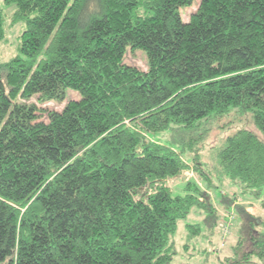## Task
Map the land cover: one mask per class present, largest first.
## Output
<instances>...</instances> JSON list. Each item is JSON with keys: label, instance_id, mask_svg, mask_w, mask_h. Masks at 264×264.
Segmentation results:
<instances>
[{"label": "trees", "instance_id": "trees-1", "mask_svg": "<svg viewBox=\"0 0 264 264\" xmlns=\"http://www.w3.org/2000/svg\"><path fill=\"white\" fill-rule=\"evenodd\" d=\"M4 2L24 29L0 59V264H168L178 220L198 211L191 236L216 227L211 188L264 206V0H198L187 19L194 0ZM230 109L254 129L227 134L207 169V123ZM189 162L201 185L174 192L166 180ZM235 207L220 263L264 264V217Z\"/></svg>", "mask_w": 264, "mask_h": 264}, {"label": "rangeland", "instance_id": "rangeland-1", "mask_svg": "<svg viewBox=\"0 0 264 264\" xmlns=\"http://www.w3.org/2000/svg\"><path fill=\"white\" fill-rule=\"evenodd\" d=\"M198 0H194L192 5L181 8L183 19H187L188 15L196 8ZM14 5H7L4 0H0V10L4 13V37L0 40V59L5 60L13 56L17 52L19 44V35L24 29L23 22H10V15L13 12ZM122 61L128 64L136 65L141 69L146 68V56L141 49H126ZM78 95L74 90L68 89L66 92V100L69 98H76ZM33 99V98H32ZM65 100V101H66ZM65 101H48L39 104L40 107L46 109H61ZM46 118L45 115L42 117ZM209 132L206 140L203 142L204 149L201 150L202 160L205 162V168L212 166L214 169V151L223 143L227 134L234 132L238 127L253 128L251 118L248 114L242 116L234 109L223 116H218L211 119L208 123ZM155 139L163 140L168 138V134L153 135ZM213 151V153L211 152ZM184 159L189 161V154L183 155ZM215 170V169H214ZM188 179H193L199 185V177L193 170L192 163L189 162V167H185L178 175L170 177L166 180L174 192H179L184 182ZM230 182L222 183L217 188H211L209 196L211 202L214 203L218 213V222L216 227L207 228L203 224V229L198 235H190L186 228L187 223L202 222V216L198 211L191 210L185 219L178 220L176 231L171 235L174 244V251L170 262L168 264H221L219 260L224 255L231 253V245L236 241L239 232L240 217L236 211V205H244L245 209L253 215L264 217V206L258 200H253L249 196L238 193L235 186L229 184ZM203 185V184H202ZM236 196H234V194ZM226 195L234 197V202L225 205L222 200H226ZM235 203V204H233ZM238 231V232H237ZM187 244V246H185ZM242 264H255L253 262Z\"/></svg>", "mask_w": 264, "mask_h": 264}]
</instances>
